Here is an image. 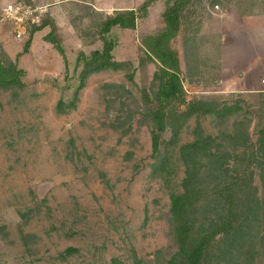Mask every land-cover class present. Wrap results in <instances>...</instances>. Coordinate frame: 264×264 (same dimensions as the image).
Wrapping results in <instances>:
<instances>
[{"label": "rangeland", "instance_id": "obj_1", "mask_svg": "<svg viewBox=\"0 0 264 264\" xmlns=\"http://www.w3.org/2000/svg\"><path fill=\"white\" fill-rule=\"evenodd\" d=\"M17 1L47 5L43 20L56 26L64 55L46 38L50 26L36 31L28 52L22 53L29 34L16 40L11 26L0 23L8 47L6 54L0 46V59L15 61L25 71L22 89L0 90V264H165L176 251L168 233L170 201L162 180L152 174L151 124L142 116V90L151 96L156 88V65L140 62V45L144 35L162 27L166 0H159L135 29L116 27L109 33L116 41L113 57L130 62L132 80L128 71L92 74L78 91L75 107H64L62 113L56 111L58 101L69 103L78 84V52L102 47L98 23L113 11L93 9V0H0V11ZM141 1L96 4L126 8ZM232 5L264 13V0H190L172 46L182 66L186 99L239 103L244 109L239 119L255 142L264 90L216 92L221 84L211 62V11ZM233 119L222 125L202 116L200 123L204 133L216 135ZM194 126L191 119L181 143L192 139ZM161 137L168 140L170 131ZM252 169L260 188L259 169ZM182 170L177 164L175 183Z\"/></svg>", "mask_w": 264, "mask_h": 264}, {"label": "trees", "instance_id": "obj_2", "mask_svg": "<svg viewBox=\"0 0 264 264\" xmlns=\"http://www.w3.org/2000/svg\"><path fill=\"white\" fill-rule=\"evenodd\" d=\"M157 0H143L135 9L114 10L98 23L99 49L88 54L79 51L74 70L78 84L71 101L59 100L57 112L74 108L78 91L86 79L106 70L128 71L130 62L114 59L116 41L109 36L113 27L135 29L139 19ZM190 0H168L162 12L163 25L141 38L144 60L156 65L152 95L142 90L144 118L151 124L152 174L158 176L169 197V235L176 251L165 264H261L264 259V102L258 136L255 142L241 119L244 109L239 103L193 98L184 93L182 70L172 42L181 27V13ZM50 26L46 38L63 54L56 26L50 19L33 26L22 53L28 52L33 34ZM25 71L15 61L0 59V90L22 89ZM110 84H107L108 86ZM68 110V109H67ZM211 116L219 124H228L225 132L206 134L200 117ZM193 119L192 139L180 142V134ZM170 131L168 140L161 135ZM177 164L183 167L182 177L175 183ZM253 166L259 169L260 188L253 181ZM72 249H67L70 253Z\"/></svg>", "mask_w": 264, "mask_h": 264}, {"label": "crops", "instance_id": "obj_3", "mask_svg": "<svg viewBox=\"0 0 264 264\" xmlns=\"http://www.w3.org/2000/svg\"><path fill=\"white\" fill-rule=\"evenodd\" d=\"M96 1L98 0H93L90 6L95 10L106 12L135 9L142 2L125 8L116 6V4L100 5L96 4ZM158 1L149 7L148 15L151 8ZM241 9V7L232 5L222 10H219V8L210 10L214 15L210 18L215 26L213 31L215 41L212 45V51L215 55L212 57L211 62L219 78L217 83L221 84L220 89L216 92L245 93L264 90V84L262 83V80H264V13H248ZM48 16L57 23L52 11ZM42 29L46 30L47 27L44 26ZM5 38L6 35L0 28V46L2 51L8 54ZM180 68L182 70L181 63Z\"/></svg>", "mask_w": 264, "mask_h": 264}, {"label": "built area", "instance_id": "obj_4", "mask_svg": "<svg viewBox=\"0 0 264 264\" xmlns=\"http://www.w3.org/2000/svg\"><path fill=\"white\" fill-rule=\"evenodd\" d=\"M47 12V5L25 1L8 2L1 8L0 22L9 24L16 40H21L33 26L39 25ZM264 84V80H262Z\"/></svg>", "mask_w": 264, "mask_h": 264}]
</instances>
